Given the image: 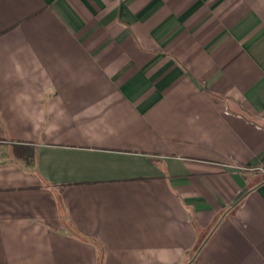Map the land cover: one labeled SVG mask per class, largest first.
<instances>
[{
  "label": "crops",
  "instance_id": "0c3cea01",
  "mask_svg": "<svg viewBox=\"0 0 264 264\" xmlns=\"http://www.w3.org/2000/svg\"><path fill=\"white\" fill-rule=\"evenodd\" d=\"M0 142V264H264V0H0Z\"/></svg>",
  "mask_w": 264,
  "mask_h": 264
},
{
  "label": "trees",
  "instance_id": "16d2710c",
  "mask_svg": "<svg viewBox=\"0 0 264 264\" xmlns=\"http://www.w3.org/2000/svg\"><path fill=\"white\" fill-rule=\"evenodd\" d=\"M13 152L16 157L20 158L25 164L31 165L34 161V148L27 143L13 144Z\"/></svg>",
  "mask_w": 264,
  "mask_h": 264
},
{
  "label": "rangeland",
  "instance_id": "374dc122",
  "mask_svg": "<svg viewBox=\"0 0 264 264\" xmlns=\"http://www.w3.org/2000/svg\"><path fill=\"white\" fill-rule=\"evenodd\" d=\"M5 151L9 152L10 151V147L9 145L0 142V154H3Z\"/></svg>",
  "mask_w": 264,
  "mask_h": 264
}]
</instances>
